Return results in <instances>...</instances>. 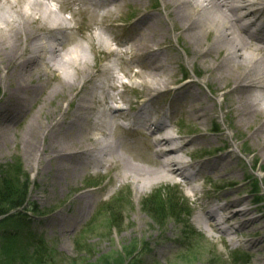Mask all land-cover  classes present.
Listing matches in <instances>:
<instances>
[{"label": "bare ground", "instance_id": "obj_1", "mask_svg": "<svg viewBox=\"0 0 264 264\" xmlns=\"http://www.w3.org/2000/svg\"><path fill=\"white\" fill-rule=\"evenodd\" d=\"M80 1L89 6L92 14L111 4L102 0H73V3ZM122 1L138 16L131 38L109 39L107 45L98 47L95 39L100 32L97 30L88 38V48L81 44L66 48L69 33L83 37L87 31L91 32L90 25L82 18L79 23L76 18L69 23L58 21L59 13L68 12V0L64 3L61 0H0V82L13 84L0 108V137L6 140L12 135L9 126L14 113L20 114L41 100L37 112L18 130L21 150L27 152L29 164L36 160L38 165L54 162L50 167L55 178L59 174L63 178L75 177L88 166L93 169L111 166L116 170L128 166V173L122 175L144 190L160 181L181 179L186 182L198 172H209L213 162L196 164L198 170H192L193 166L183 160L186 144L179 146L166 125L173 114L169 110L159 114L157 111L161 109L153 105L163 95L176 94L179 103L188 105L186 115L202 122L216 115L215 98L222 91L224 106H219L226 107L227 114L234 113L238 127L235 135L243 134L247 141L252 140L251 152L259 154L264 162V0H160L159 5H154L160 11L145 16L140 15L144 0ZM171 39L188 51L187 60L200 59L207 73L206 84L213 87L210 88L214 94L212 99H207L192 80L169 90L173 73L168 72L172 62L164 49ZM110 45H115L116 49ZM87 50L96 52H91L94 56L105 55L110 59L108 63L115 62L116 71L102 65L92 66L94 57L92 55L93 60H90ZM126 54H131V60L140 59L132 63L144 64L147 70L141 67L143 71L131 72L123 67ZM119 74L127 80L120 84L124 90L134 92L136 86L143 95L149 96L138 105L127 131L147 133L150 147L146 148L149 151L151 148L155 158L140 155L142 166L130 164V156L118 152L121 147L131 152V147L125 142H113L110 133L108 136L102 132V128L106 131L111 125L117 127L119 119H127L126 112L119 107L126 103L117 90ZM102 76L111 81L107 87H103ZM99 89L100 100H91L92 93ZM64 102L72 104V113L59 110L47 123L39 120L44 114L42 107L49 108L52 104L59 107ZM111 102L118 106H110ZM99 111L103 116L102 126L91 122ZM95 131L106 139L98 142L94 139ZM226 157L234 159L231 155ZM216 165L218 169L222 167L221 163ZM182 185L194 195L198 193L195 185ZM244 201L234 199L226 207H212L201 226L207 224L219 232L222 239L228 240L229 231L236 229L235 224L223 226L221 221H216L217 214L224 215L223 220L228 224L243 216L247 224L263 221L261 216L250 217L251 210L244 207ZM233 207L237 209L231 213ZM256 228L262 229V226Z\"/></svg>", "mask_w": 264, "mask_h": 264}, {"label": "rangeland", "instance_id": "obj_2", "mask_svg": "<svg viewBox=\"0 0 264 264\" xmlns=\"http://www.w3.org/2000/svg\"><path fill=\"white\" fill-rule=\"evenodd\" d=\"M102 1L111 4L92 14L83 1L78 4L68 0V12L59 13L58 21L69 23L72 18H76L79 23L82 18L90 25L91 32L87 31L83 37L69 33L66 48L75 44L88 48V38L97 30L100 32L95 39L98 47L107 45L109 39L127 40L133 36L134 24L138 19L132 12L133 8L125 6L122 0ZM61 2L64 3L65 0ZM159 4L160 0H144L140 15L157 14L160 10L155 6ZM27 5L26 3L24 7L27 8ZM98 27L104 29L100 30ZM110 46L116 49L115 45ZM91 52L96 53L86 51L90 60H93L92 55L94 57L92 66L102 65L114 69L115 62L108 63L110 59L105 55L94 56ZM164 53L172 62L168 72L173 73L169 90L192 80L207 99L214 97L210 90L213 87L206 84L207 73L200 59L188 61V51L181 48L174 39L165 47ZM130 56L131 54L125 55L123 67L131 72L143 71L141 67L147 70L144 64L132 63L140 59L131 60ZM120 74L117 90L126 99V103L121 106L119 104V107L126 112L127 117H132L138 105L149 96L143 95L141 88L136 86L134 92L124 90L120 84L127 83V80ZM183 76H186L185 81H182ZM101 81L103 87L111 83L106 76H102ZM12 85L10 81L0 82V108L4 106ZM100 92L101 89L92 93L91 100H100ZM220 93L222 91L215 98L216 115L202 122L186 115L188 105L179 103L176 94L163 95L155 101L153 107L161 109L156 110L157 113L169 110L173 114L166 125L170 127L169 132L179 146L186 144L183 149L186 156L183 160L193 166L192 170H198L195 165L199 163H215L214 166L211 163L209 172H198L195 178L186 182L181 179L168 183L160 181L145 190L122 175L129 170L128 166L121 170L111 166L109 169H93L88 166L75 177L63 178L59 174L55 178L54 170L50 167L54 166V162L51 165L41 163L43 170L37 160L29 164L26 161L27 152L21 150L18 130L31 114L37 112L41 100L29 105L20 114L14 113L13 122L9 126L12 135L6 140L0 137V167L15 161L19 171L31 183L28 202L17 212L25 216L28 231L43 237L50 246L46 255L49 256L47 264H264V162L259 154L251 152L254 145L252 140L247 141V136L243 134L235 135L238 128L235 115L227 114L226 107H222L224 105ZM203 101L201 103L204 105ZM63 104L59 107L54 104L49 108L42 107L44 114L39 116V120L47 123L59 110L68 113L74 110L70 102ZM110 106L117 107L118 104L111 102ZM106 112L104 111L105 114ZM102 121L100 111L91 120L98 126H102ZM123 122L124 120L119 119L117 127L111 125L106 131L102 128L105 134L110 133L113 142H125L132 148L129 152L121 147L119 154L130 156L128 162L133 165H144L140 155L154 159L151 148L150 151L146 148L148 145L150 147L147 133L143 130L127 132L122 128ZM1 131L2 128L0 134ZM94 135L98 142L106 139L100 132L95 131ZM39 155L41 156L40 153ZM228 155L234 156V159L230 160L226 157ZM216 163H221L222 167L218 169L219 165ZM206 166L208 167L207 164ZM238 170L241 171L237 172ZM182 183L195 185L198 193L194 195ZM158 194L162 195L160 198L163 202L171 200L177 206L179 211L174 216L169 215L168 204L164 207L162 216L149 215L148 212L156 209ZM234 199H245L243 204L251 210L250 217L261 216L263 221L247 224L243 222L246 218L243 216L232 219L228 224L223 220L224 215L217 214L216 221H221L223 226L235 224L236 229L229 231L228 240L222 239L221 234L207 224L201 226L205 223V215L209 209L214 206L226 207ZM30 206H34L37 212L30 210ZM236 209L237 207L230 208V212ZM257 225H261L262 229H257ZM5 228L11 230L15 227L8 224ZM4 257L5 254L0 251V259Z\"/></svg>", "mask_w": 264, "mask_h": 264}, {"label": "trees", "instance_id": "obj_3", "mask_svg": "<svg viewBox=\"0 0 264 264\" xmlns=\"http://www.w3.org/2000/svg\"><path fill=\"white\" fill-rule=\"evenodd\" d=\"M30 187L28 177L19 171L15 161L0 167V251L5 254L0 264H16L18 261L19 264H47L49 259L46 255L50 246L43 237L28 231L25 216L17 212L27 204ZM160 196H156L159 197L156 209L148 212L149 215L162 216L168 204L169 215L174 216L179 211L177 206L171 200L163 202ZM30 210L37 212L34 206H30ZM8 224L15 228H5Z\"/></svg>", "mask_w": 264, "mask_h": 264}]
</instances>
